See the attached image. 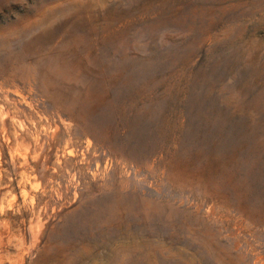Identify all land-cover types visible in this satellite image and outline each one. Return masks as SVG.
<instances>
[{
  "label": "rangeland",
  "instance_id": "obj_1",
  "mask_svg": "<svg viewBox=\"0 0 264 264\" xmlns=\"http://www.w3.org/2000/svg\"><path fill=\"white\" fill-rule=\"evenodd\" d=\"M0 75V264H264V0H0Z\"/></svg>",
  "mask_w": 264,
  "mask_h": 264
},
{
  "label": "bare ground",
  "instance_id": "obj_2",
  "mask_svg": "<svg viewBox=\"0 0 264 264\" xmlns=\"http://www.w3.org/2000/svg\"><path fill=\"white\" fill-rule=\"evenodd\" d=\"M2 43H3V41H2ZM14 56V55H13ZM23 56V55H22ZM15 59H16V57H15ZM11 61H13V60H11ZM22 62V61H21ZM11 63V62H10ZM54 63V62H53ZM56 63H58L57 61H56ZM16 64H17V62H16ZM15 64V65H16ZM4 65H5V63H4ZM18 65V64H17ZM52 65V64H51ZM9 66V65H8ZM62 66V65H61ZM12 67H14V66H12ZM51 67V66H50ZM9 68V67H8ZM48 68V67H47ZM46 69V68H45ZM7 70H9V69H7ZM38 70V69H37ZM43 71V70H42ZM54 71V70H53ZM61 71V70H60ZM52 72V71H51ZM4 73V72H3ZM3 73H1V74H3ZM38 73V72H37ZM49 73H50V71H49ZM46 75V74H45ZM1 76V75H0ZM47 76H48V74H47ZM65 76V75H64ZM68 77V76H67ZM75 77V76H74ZM73 78V77H72ZM6 80V79H5ZM4 81V80H3ZM72 81V80H71ZM78 81V80H77ZM13 82H14V80H13ZM19 82V81H18ZM70 82V81H69ZM73 82V81H72ZM16 84V83H15ZM72 84V83H71ZM7 85V84H6ZM75 85H77V84H75ZM72 86V85H71ZM6 87V86H5ZM11 87V86H10ZM73 87V86H72ZM75 88V87H74ZM75 90V89H74ZM73 90V91H74ZM81 91V90H80ZM76 92V91H75ZM70 95H71V93H69ZM77 94V93H76ZM72 97V96H71ZM63 98V97H62ZM68 98V97H67ZM65 101V100H64ZM66 104V103H65ZM67 106V105H66ZM73 114V113H72ZM77 126V125H76ZM78 127V126H77ZM81 131V130H80Z\"/></svg>",
  "mask_w": 264,
  "mask_h": 264
}]
</instances>
